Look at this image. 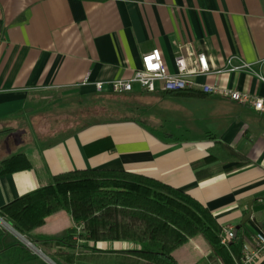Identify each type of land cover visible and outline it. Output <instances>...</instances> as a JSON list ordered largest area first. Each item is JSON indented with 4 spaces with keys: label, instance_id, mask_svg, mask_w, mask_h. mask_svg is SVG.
Listing matches in <instances>:
<instances>
[{
    "label": "crops",
    "instance_id": "1",
    "mask_svg": "<svg viewBox=\"0 0 264 264\" xmlns=\"http://www.w3.org/2000/svg\"><path fill=\"white\" fill-rule=\"evenodd\" d=\"M187 43L205 53L212 68L231 56L251 65L199 82L264 98V0H0V166L17 154L30 162L0 173V208L60 173L113 169L187 193L236 235L250 238L258 231L264 223V112L198 90L136 91L174 99L186 114L201 112L203 129L177 136L140 119L71 129L62 120L42 124L58 96L100 93L94 82L130 77L141 54L154 47L174 70ZM190 126L182 129L190 132ZM216 140L229 160L207 158ZM249 208L251 217L242 224ZM140 247L131 239L87 240L83 225L65 210L26 233L0 216V264H54L50 255L74 264L102 254L141 264L131 251ZM173 257L178 264H223L201 234ZM251 264H264V253Z\"/></svg>",
    "mask_w": 264,
    "mask_h": 264
},
{
    "label": "trees",
    "instance_id": "2",
    "mask_svg": "<svg viewBox=\"0 0 264 264\" xmlns=\"http://www.w3.org/2000/svg\"><path fill=\"white\" fill-rule=\"evenodd\" d=\"M129 119L136 120L122 116L105 122ZM211 148L208 159L231 158L219 141ZM26 167H30L27 157L17 154L4 161L0 173ZM60 210L70 212L73 220L83 225L87 240L139 241L141 247L131 251L143 260L141 264H178L174 250L196 234L205 237L223 264H235L233 256L239 259L243 242L250 239L249 235H236L223 245L222 227L197 200L159 180L124 170L82 169L60 173L51 183L6 203L0 208V216L7 218L19 232L26 233ZM72 232L70 229L67 237Z\"/></svg>",
    "mask_w": 264,
    "mask_h": 264
},
{
    "label": "built area",
    "instance_id": "3",
    "mask_svg": "<svg viewBox=\"0 0 264 264\" xmlns=\"http://www.w3.org/2000/svg\"><path fill=\"white\" fill-rule=\"evenodd\" d=\"M174 70H170L159 48L154 47L140 56V66L130 77L115 78L109 81H96L95 91L104 93H132L146 92H179L198 90L203 94H217L229 98L237 103L249 105L259 112H264V98L249 92L229 87L199 82L200 76L220 74L222 72H235L250 70L251 65L234 56L225 59L222 68H212L208 58L203 52H195L192 44L184 46V52L174 58ZM236 237L235 228L231 225L221 229V243L227 245ZM264 253V223L254 232L249 241H244L240 264H251Z\"/></svg>",
    "mask_w": 264,
    "mask_h": 264
},
{
    "label": "rangeland",
    "instance_id": "4",
    "mask_svg": "<svg viewBox=\"0 0 264 264\" xmlns=\"http://www.w3.org/2000/svg\"><path fill=\"white\" fill-rule=\"evenodd\" d=\"M57 96L51 95L50 99ZM162 101L157 95L153 94H123L109 95L104 92L100 93H78L71 92L58 96L52 105L47 109L43 126L48 125L47 122H60L65 128H78L98 122H105L111 118L128 116L140 119L146 123L155 124L160 127L159 131L180 133H197L203 129V121L199 112L186 114L185 111L180 112L179 108L174 105L173 101ZM147 104V105H146ZM200 104V103H199ZM201 108V106H198ZM144 108L147 110L144 112ZM200 111V110H199ZM190 125V132L184 131L182 128ZM182 126V127H181ZM192 135V134H191ZM183 136V135H182ZM172 137V136H169ZM45 251V250H44ZM37 253V252H36ZM54 264H64L58 257L48 256ZM43 259V258H42ZM47 264H52L45 260ZM74 264H133L129 263L123 257L100 255L93 260L76 261Z\"/></svg>",
    "mask_w": 264,
    "mask_h": 264
},
{
    "label": "water",
    "instance_id": "5",
    "mask_svg": "<svg viewBox=\"0 0 264 264\" xmlns=\"http://www.w3.org/2000/svg\"><path fill=\"white\" fill-rule=\"evenodd\" d=\"M251 217V209L249 208L247 214L244 216L243 220H242V224H244L249 218ZM239 226L236 227V229H238Z\"/></svg>",
    "mask_w": 264,
    "mask_h": 264
},
{
    "label": "bare ground",
    "instance_id": "6",
    "mask_svg": "<svg viewBox=\"0 0 264 264\" xmlns=\"http://www.w3.org/2000/svg\"><path fill=\"white\" fill-rule=\"evenodd\" d=\"M6 225V224H5Z\"/></svg>",
    "mask_w": 264,
    "mask_h": 264
}]
</instances>
